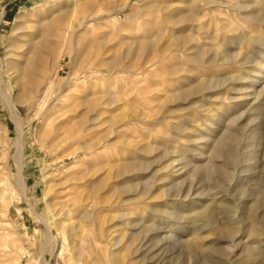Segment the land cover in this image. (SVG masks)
I'll use <instances>...</instances> for the list:
<instances>
[{"label":"rangeland","instance_id":"374dc122","mask_svg":"<svg viewBox=\"0 0 264 264\" xmlns=\"http://www.w3.org/2000/svg\"><path fill=\"white\" fill-rule=\"evenodd\" d=\"M185 1L0 0V264H70L49 220L76 198L109 205L96 217L119 249L145 241L116 264H218L216 247L264 264V0ZM85 225L74 243L97 239Z\"/></svg>","mask_w":264,"mask_h":264},{"label":"bare ground","instance_id":"6f19581e","mask_svg":"<svg viewBox=\"0 0 264 264\" xmlns=\"http://www.w3.org/2000/svg\"><path fill=\"white\" fill-rule=\"evenodd\" d=\"M135 2L137 3H140L142 2L143 0H134ZM184 4L186 3V5H188L187 3H191V5H195V7H199L201 9V7H206L205 4H200L199 3V0H186L185 2H183ZM130 5V4H129ZM208 6V5H207ZM73 9H77L78 8V3L77 1H75L72 5ZM192 9V8H191ZM190 9V10H191ZM193 10V9H192ZM91 21V19H87L83 26L87 25L89 22ZM188 22H192V19L191 18H187L186 20V23ZM186 26V25H185ZM69 29V28H67ZM184 30V29H182ZM71 31L69 30H66L63 34V40H65L66 38H68L69 36H71L70 34ZM177 37V36H176ZM194 47V46H193ZM193 47H190V48H193ZM185 49L182 48L180 46V49H178L177 51L181 52L184 51ZM195 50V49H194ZM193 50V52L195 53V51ZM226 56H224L225 58ZM226 64H229V62L225 61ZM151 67V65H150ZM56 70V69H55ZM115 70V69H114ZM57 71L54 72L53 75H55ZM112 72V71H111ZM114 73V72H113ZM263 74V73H262ZM52 75V76H53ZM112 75V73H110L109 76H107V78H110ZM101 79V78H100ZM104 79V77L102 78ZM52 77L50 78H47V82H46V86L44 88V98H47L48 94L50 93V91L52 90ZM205 89L208 90L209 88V84H206L204 85ZM203 87V88H204ZM210 89V88H209ZM197 91V88L194 86V87H191L189 90H182V91H179L178 92V97H185L187 95H190L192 93H195ZM65 94V93H64ZM67 94H68V91H67ZM113 102V101H112ZM107 105H110V103L107 102ZM160 107V105H159ZM98 116V115H96ZM95 118V117H94ZM133 120V119H132ZM131 120V121H132ZM134 121V120H133ZM123 127V126H122ZM84 128V127H83ZM88 128H91V127H88ZM87 128V129H88ZM83 130V129H82ZM86 130V129H85ZM84 130V131H85ZM83 131V132H84ZM204 131V130H203ZM212 132V131H211ZM84 145V144H83ZM17 148H18V154H17V171H16V175H15V184H16V190L19 191L20 193H22V190H23V187H24V182H23V177H22V170H21V165H20V157H21V152H22V149H21V146L19 143H17ZM147 150L146 147H143L140 152H143L145 153ZM229 156V155H228ZM142 158V157H141ZM139 159V158H137ZM135 160V159H133ZM136 161V160H135ZM134 161V162H135ZM128 162V161H127ZM132 162V160H131ZM128 163V164H125L124 167L122 168L123 170H125L126 172L129 171L130 169L132 171H138V174H136L137 178H139L140 176L143 175V171L146 169V166L141 163V164H138L137 168L135 167L134 164L132 163ZM143 162V161H142ZM123 164V163H122ZM121 166V165H120ZM222 169V168H221ZM123 171V172H125ZM122 172V170H121ZM120 173V172H118ZM137 173V172H136ZM117 175V174H116ZM123 177L124 173L121 174ZM126 176V175H125ZM124 176V178H125ZM133 176V175H132ZM135 176V175H134ZM133 176V177H134ZM118 178V177H117ZM132 178V177H131ZM135 178V179H137ZM123 179V178H122ZM143 179V177H142ZM125 180V179H124ZM130 180V179H129ZM131 181V180H130ZM126 182V181H125ZM124 182V183H125ZM128 184V183H127ZM142 184V183H141ZM141 184H137V188H139L138 193H135L134 197L132 199L135 198L136 201H138L137 206H139V202H144V200L146 199V196L148 194V189L146 186H143L145 185V183L141 186ZM136 187V186H135ZM126 188L125 187H122L120 189V193H122ZM127 189L131 192V190L134 189V186L130 184L129 187H127ZM136 190V189H135ZM13 191H15L13 189ZM136 191V192H137ZM84 200V199H83ZM83 200H79V198H76L75 200L73 199L72 201H67V202H63L60 204V208L59 210L57 211L56 214H54L49 222H53V225H54V229H55V232H56V236L58 238V240L60 241V244H61V252L63 250L67 251L68 253V262L70 264H94L95 261H101V260H106L107 262H111L112 264H116V262L118 263V259H119V253H121L122 251H127L128 254L130 253L131 255L132 254H137L138 257H140L139 261H142L146 258L143 257V248L145 246V241L143 240H140V242L138 243V245L135 244V247H133V243L135 242V236L134 235H131L129 236V240H127L126 244H124V246H120L121 249H119V243L122 239V237L119 239V241L117 239H113V240H109V235H110V229L111 228H115L116 225H113V226H108L107 229L103 228V225L106 224L107 222L106 221H101L99 217H96V211L97 209H100V208H109V205H103L100 207L99 203H97V201H94V202H91V205L90 204H86L85 201ZM99 205V206H98ZM257 206V205H256ZM255 208V207H254ZM206 210V209H205ZM205 210H200L196 213V217L197 218H200L203 213H205ZM252 212V211H251ZM264 212V211H263ZM160 213V212H159ZM158 213V214H159ZM207 216L209 217V219L211 220V223L213 225H216L217 224V218H216V214L212 211V210H209L207 212ZM128 215H130V213H126L125 216L127 217ZM195 215V214H194ZM250 215V214H249ZM257 216V215H256ZM139 220L143 223L144 222V216H140L138 217ZM122 219L123 218V215H122ZM127 220V219H126ZM255 220V219H254ZM135 221V220H134ZM210 222V221H209ZM85 223H87V225H90V226H93L94 229V233L93 235L97 238L96 240L93 239V241H90V240H83L81 238V242L82 243H78L76 244V242L74 243V241H72V238L75 239L76 235L79 233H86L87 230L85 228ZM136 223V222H134ZM145 223V222H144ZM197 223V222H196ZM45 225H46V234H47V238L49 240V238L52 237V231L50 230L49 228V223L48 222H45ZM85 225V226H84ZM121 225H123V223H121ZM125 225H130L128 223H126ZM141 225V224H140ZM252 225V224H251ZM122 227V226H121ZM234 228V227H233ZM231 230V229H230ZM233 231V230H231ZM258 232L255 230V233ZM88 233H90L88 231ZM91 234V233H90ZM111 237V236H110ZM249 237V236H248ZM124 238V236H123ZM251 238V237H249ZM1 239V238H0ZM127 239V238H126ZM148 239V238H147ZM97 240L98 241H101L102 243H106V251H105V254H102L100 251H96L94 250L93 248L97 245ZM124 240V239H123ZM139 240V239H138ZM260 240V239H259ZM1 241V240H0ZM124 242V241H123ZM254 242H256L257 244L260 242L258 240H255ZM85 243L84 245L91 248L92 249V252L94 254V258H90L89 256H83L82 254V250L83 247H82V244ZM1 246V245H0ZM100 246V245H99ZM257 246V245H256ZM82 247V248H81ZM105 247V246H104ZM255 247V246H254ZM258 247V246H257ZM96 248V247H95ZM253 248V247H252ZM256 248V247H255ZM260 248V247H258ZM262 250V249H260ZM263 251V250H262ZM261 251V252H262ZM147 252V251H146ZM224 254L223 250L221 248H218L216 247L215 250H214V256H213V259L215 260L216 263L218 264H229L227 260H222V255ZM90 255V254H89ZM261 256V253L258 254ZM135 256V255H134ZM130 257V256H129ZM256 257V256H255ZM262 257V256H261ZM136 258V257H135ZM137 259V260H138ZM258 259V258H257ZM126 260V259H125ZM135 260V259H134ZM122 261V260H121ZM138 262V261H137ZM212 262V261H211ZM246 262V261H245ZM263 261H261L259 264H261ZM100 263V262H98ZM46 264V263H45ZM107 264V263H106ZM122 264H126L124 263V261L122 262ZM132 264V263H131ZM154 264H162V262L160 260H156L154 262Z\"/></svg>","mask_w":264,"mask_h":264}]
</instances>
